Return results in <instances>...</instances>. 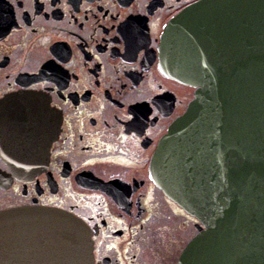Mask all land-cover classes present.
I'll use <instances>...</instances> for the list:
<instances>
[{"label": "flooded vegetation", "instance_id": "flooded-vegetation-1", "mask_svg": "<svg viewBox=\"0 0 264 264\" xmlns=\"http://www.w3.org/2000/svg\"><path fill=\"white\" fill-rule=\"evenodd\" d=\"M195 1L0 0V210L82 218L92 264L177 263L197 220L153 183L149 164L196 89L162 72L160 33ZM51 114L60 122L46 163L14 169L8 148L38 149ZM169 215L194 231L162 251L150 222Z\"/></svg>", "mask_w": 264, "mask_h": 264}, {"label": "water", "instance_id": "water-1", "mask_svg": "<svg viewBox=\"0 0 264 264\" xmlns=\"http://www.w3.org/2000/svg\"><path fill=\"white\" fill-rule=\"evenodd\" d=\"M159 39L162 72L196 87L149 164L153 183L197 219L176 264H264V0H197ZM59 122L51 114L38 149L8 148L5 160L39 170ZM91 234L60 208L1 209L0 264H92Z\"/></svg>", "mask_w": 264, "mask_h": 264}, {"label": "rangeland", "instance_id": "rangeland-1", "mask_svg": "<svg viewBox=\"0 0 264 264\" xmlns=\"http://www.w3.org/2000/svg\"><path fill=\"white\" fill-rule=\"evenodd\" d=\"M172 215L166 219L153 218L151 223L152 230L161 235L160 241L155 246L164 251L166 248H179L182 242L192 233V228L179 227ZM149 225V224H148ZM194 231V230H193ZM196 233V227H195ZM175 243V244H174Z\"/></svg>", "mask_w": 264, "mask_h": 264}, {"label": "snow or ice", "instance_id": "snow-or-ice-1", "mask_svg": "<svg viewBox=\"0 0 264 264\" xmlns=\"http://www.w3.org/2000/svg\"><path fill=\"white\" fill-rule=\"evenodd\" d=\"M7 98L4 97V98H0V106H3L6 102Z\"/></svg>", "mask_w": 264, "mask_h": 264}]
</instances>
